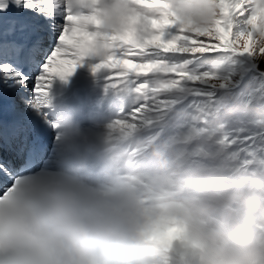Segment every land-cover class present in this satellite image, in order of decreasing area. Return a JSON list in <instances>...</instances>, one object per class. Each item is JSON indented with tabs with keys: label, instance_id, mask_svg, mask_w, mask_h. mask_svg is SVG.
I'll return each instance as SVG.
<instances>
[{
	"label": "clouds",
	"instance_id": "obj_1",
	"mask_svg": "<svg viewBox=\"0 0 264 264\" xmlns=\"http://www.w3.org/2000/svg\"><path fill=\"white\" fill-rule=\"evenodd\" d=\"M84 6L71 0L77 14ZM226 7L163 0L153 14L204 32ZM99 12L120 31L144 9L100 0ZM253 31L264 46V13ZM58 128L71 162L17 176L0 195V264H264V171L194 161L178 140L143 132L106 144L93 164L75 118Z\"/></svg>",
	"mask_w": 264,
	"mask_h": 264
},
{
	"label": "snow or ice",
	"instance_id": "obj_2",
	"mask_svg": "<svg viewBox=\"0 0 264 264\" xmlns=\"http://www.w3.org/2000/svg\"><path fill=\"white\" fill-rule=\"evenodd\" d=\"M82 2L85 6L77 14L71 0H0V13L15 7L44 21L19 28L13 24L7 33L0 24V82L16 89L31 87L33 107L40 112L47 105L39 92L50 74L65 79L85 60L94 62V74L102 67H123L125 79L119 88L103 76L106 91L132 97L128 110L108 126L106 144L134 138L141 132L159 134L160 114L167 107L165 93L184 81H215L212 73L193 75L188 71L196 58L230 53L264 60L256 58L264 57V46H257L253 31L264 9L254 0H224L226 14L204 32L177 27L162 10L153 14L163 0H134L144 13L129 18L120 31L105 30L100 0ZM17 31L27 32V37L22 41L13 38ZM178 58H183L182 62H171ZM117 126L121 131L114 134ZM16 177L13 169L0 165V195Z\"/></svg>",
	"mask_w": 264,
	"mask_h": 264
},
{
	"label": "rangeland",
	"instance_id": "obj_3",
	"mask_svg": "<svg viewBox=\"0 0 264 264\" xmlns=\"http://www.w3.org/2000/svg\"><path fill=\"white\" fill-rule=\"evenodd\" d=\"M11 9L12 7H9L7 12L0 13V24H2L5 33H7L11 24L15 22L12 13L7 14ZM27 14L29 15L31 24L36 19H39L34 13L27 12ZM226 56L233 63L236 62L232 54ZM237 57L243 62L240 63L239 67L234 68L232 72L227 74V76H218L215 73L208 72L212 73L217 79L212 82L201 81L199 84L184 81L177 88L165 93L164 99L167 107L160 114L161 120L156 131L162 137L178 140L184 146L182 150L189 154L194 161L243 166L250 171H264V145H261L255 139V136L250 131L251 127L247 123L218 124L214 122L211 117L213 115L212 109L202 101L209 92L215 93L229 89L238 91L242 88L243 84L250 81L252 76H262L264 79V61H256L249 57ZM182 60L183 58H178L173 59L171 62L180 63ZM93 66V61L85 60L77 67L81 70V74L77 75L69 83L72 90L69 95L74 96L75 91L80 88V90L84 89L83 85L85 84L88 86L90 90L88 95L89 107L91 108V114L97 119L95 120L94 131L95 135L100 137L99 142L102 145H94L93 143L98 142L96 136L91 130H85L84 128L81 129L87 137V143L81 145H92L91 150L96 152V155L102 157L106 147L105 136L108 126L121 112L128 110L132 97L117 94L114 91H106L105 82L101 80L103 76L109 75V79H107L109 83L117 88L121 87L125 79L123 75L125 69L123 67H102L97 69V73L94 74L92 71ZM188 71L191 72L189 68ZM192 74L200 75L202 73L195 72ZM51 77L52 74L49 75L47 78L48 82L44 84L39 92L41 99H45L44 103L46 102V90L51 82ZM221 84H223V87L219 86ZM80 90L77 92L78 95ZM107 96H111L109 105L115 111L112 114L102 110L103 104L107 101L103 102L104 97ZM14 97L17 102L21 101L25 103L28 100L25 99L26 96L22 91L16 93ZM56 116L58 117L57 119L52 115L50 121L58 125L63 116L60 113L56 114ZM77 123H79V120ZM120 131V127L117 126L114 134H119ZM54 139L62 143L60 131L54 132V136L52 137L53 144L55 142ZM0 163H4V161L0 160Z\"/></svg>",
	"mask_w": 264,
	"mask_h": 264
},
{
	"label": "bare ground",
	"instance_id": "obj_4",
	"mask_svg": "<svg viewBox=\"0 0 264 264\" xmlns=\"http://www.w3.org/2000/svg\"><path fill=\"white\" fill-rule=\"evenodd\" d=\"M10 12L15 19L13 24H15L17 28H19L20 25L30 23L27 12H20L15 7H12L7 14ZM43 22L44 21L41 22L39 19H36L33 24H42ZM13 24H11V26ZM26 37L27 32L17 31L13 38L22 41ZM79 74H81V70L78 68H76L72 75L65 79L59 78L57 73H52L51 82L46 90L45 104L47 107L40 112L36 111L33 107L35 97L31 87L28 89H16L1 82L0 160L7 164L0 163V165H5L13 169L15 176H20L41 169L69 164L71 158L64 151L62 143L54 139L55 142L53 144L52 140L54 132L60 131V129L55 126H58L61 121L56 125L51 123L50 117L53 115V117L57 119L58 117L56 114L58 113L63 116L62 118L72 115L76 122L79 120L78 124L81 128L91 130L95 135L94 124L97 119L93 117L91 108L89 107L90 102L88 95L90 90L88 86L85 84L83 85L84 89H77L74 96L69 95L72 92L69 83ZM104 78L106 80L109 79V75ZM101 80L104 81L103 78ZM79 90L80 92L78 95L77 92ZM19 91H22L26 96L25 99H28L25 103L15 100L14 95ZM109 100H111V96L104 97L103 102H106L103 104L102 110L112 114L115 111H113L112 107L109 105ZM52 112L55 113L52 114ZM95 136L98 142L93 144L101 146L102 144L99 142L100 137L98 135ZM91 147L92 145L90 144L80 145L79 151L81 150L80 153L87 157L90 163L98 164L101 162L102 157L96 155V152L91 150ZM33 161L36 163L30 170ZM12 175L13 173H9V176Z\"/></svg>",
	"mask_w": 264,
	"mask_h": 264
},
{
	"label": "trees",
	"instance_id": "obj_5",
	"mask_svg": "<svg viewBox=\"0 0 264 264\" xmlns=\"http://www.w3.org/2000/svg\"><path fill=\"white\" fill-rule=\"evenodd\" d=\"M229 54L198 57L189 65V70L192 73L212 72L218 76H227L243 62L232 54L236 59L233 63L226 56ZM202 101L212 109L211 117L214 122L218 124L247 123L255 139L264 145V79L262 76H252L250 81L243 84L238 91L229 89L215 93L209 92Z\"/></svg>",
	"mask_w": 264,
	"mask_h": 264
}]
</instances>
